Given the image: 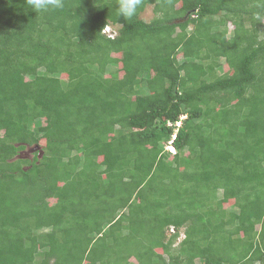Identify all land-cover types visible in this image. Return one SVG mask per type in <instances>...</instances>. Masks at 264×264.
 I'll return each mask as SVG.
<instances>
[{
	"label": "trees",
	"instance_id": "1",
	"mask_svg": "<svg viewBox=\"0 0 264 264\" xmlns=\"http://www.w3.org/2000/svg\"><path fill=\"white\" fill-rule=\"evenodd\" d=\"M116 5L0 0V264H264V0Z\"/></svg>",
	"mask_w": 264,
	"mask_h": 264
},
{
	"label": "clouds",
	"instance_id": "2",
	"mask_svg": "<svg viewBox=\"0 0 264 264\" xmlns=\"http://www.w3.org/2000/svg\"><path fill=\"white\" fill-rule=\"evenodd\" d=\"M28 4L31 8L37 12H47L50 9H59L63 7V0H28ZM141 5V0H117L116 12L117 15L121 18L131 20L137 15L138 8ZM109 32L111 27H106ZM104 29V32H105ZM106 31V32H107ZM105 32V33H106ZM186 116H183L185 118ZM180 125V122L177 123V126ZM174 136L172 137V139ZM168 151L174 153V148L172 146H168Z\"/></svg>",
	"mask_w": 264,
	"mask_h": 264
},
{
	"label": "rangeland",
	"instance_id": "3",
	"mask_svg": "<svg viewBox=\"0 0 264 264\" xmlns=\"http://www.w3.org/2000/svg\"><path fill=\"white\" fill-rule=\"evenodd\" d=\"M142 18L145 20V21H150L152 18H153V12H152V6H148L147 8H146V10H145V12L142 14ZM228 28L230 29V30H232V28H233V25L232 24H228ZM108 29H105V32L107 31ZM106 34L108 35V36H115V32H113V31H107L106 32ZM222 65H223V69L225 70V64L226 63H224V62H222L221 63ZM220 71V70H219ZM168 146H166L165 147V150H167L168 151V148H167ZM21 155H22V157H24L25 159H29V160H31V158H32V153H31V150H28V149H25L23 152H21ZM221 196V192H219V194H218V197H220ZM167 232L168 233H166V235L167 236H169V234L170 233H172L170 230H167ZM180 237H179V240L180 239H182L183 238V233H182V231H180ZM178 240V241H179ZM111 257H112V259L114 258V256L113 255H110Z\"/></svg>",
	"mask_w": 264,
	"mask_h": 264
},
{
	"label": "water",
	"instance_id": "4",
	"mask_svg": "<svg viewBox=\"0 0 264 264\" xmlns=\"http://www.w3.org/2000/svg\"><path fill=\"white\" fill-rule=\"evenodd\" d=\"M28 150H31V152H34L36 150H40V147L39 146H34L32 148H29Z\"/></svg>",
	"mask_w": 264,
	"mask_h": 264
},
{
	"label": "built area",
	"instance_id": "5",
	"mask_svg": "<svg viewBox=\"0 0 264 264\" xmlns=\"http://www.w3.org/2000/svg\"><path fill=\"white\" fill-rule=\"evenodd\" d=\"M170 231H171V232H174V230H173V229H170Z\"/></svg>",
	"mask_w": 264,
	"mask_h": 264
}]
</instances>
